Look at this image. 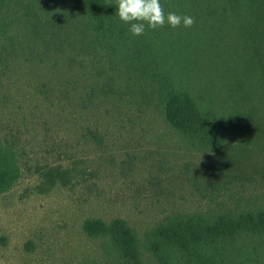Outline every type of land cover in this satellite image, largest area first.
Instances as JSON below:
<instances>
[{"label":"trees","instance_id":"16d2710c","mask_svg":"<svg viewBox=\"0 0 264 264\" xmlns=\"http://www.w3.org/2000/svg\"><path fill=\"white\" fill-rule=\"evenodd\" d=\"M160 4L195 24L146 25L137 37L117 0H0V75L29 70L19 75H35V89L64 106L116 101L157 116L208 161L211 200H235L218 212H173L143 237L124 218L86 220L101 264H264V0ZM12 147L0 137V193L19 180ZM47 178L66 183L58 169Z\"/></svg>","mask_w":264,"mask_h":264},{"label":"rangeland","instance_id":"374dc122","mask_svg":"<svg viewBox=\"0 0 264 264\" xmlns=\"http://www.w3.org/2000/svg\"><path fill=\"white\" fill-rule=\"evenodd\" d=\"M26 71L0 75V137L19 169L14 187L0 193V264H101L102 243L86 236V220L124 218L143 237L176 211L234 208L226 192V205L211 200L208 161L157 116L116 101L96 111L81 100L64 106L35 89V75H19ZM50 169L66 183L54 187Z\"/></svg>","mask_w":264,"mask_h":264},{"label":"clouds","instance_id":"9594fccd","mask_svg":"<svg viewBox=\"0 0 264 264\" xmlns=\"http://www.w3.org/2000/svg\"><path fill=\"white\" fill-rule=\"evenodd\" d=\"M118 17L125 24H130V32L133 36H141L145 33V26L155 30L166 23L173 29L183 25L191 28L195 24V18L188 15H178L175 12L165 13L160 0H117Z\"/></svg>","mask_w":264,"mask_h":264}]
</instances>
